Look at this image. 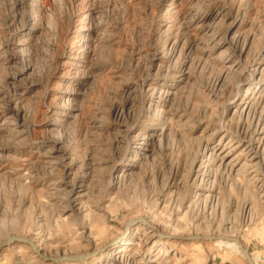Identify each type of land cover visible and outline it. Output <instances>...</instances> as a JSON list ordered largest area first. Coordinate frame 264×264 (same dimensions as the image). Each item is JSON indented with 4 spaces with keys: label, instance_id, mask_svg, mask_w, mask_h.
Segmentation results:
<instances>
[{
    "label": "rangeland",
    "instance_id": "374dc122",
    "mask_svg": "<svg viewBox=\"0 0 264 264\" xmlns=\"http://www.w3.org/2000/svg\"><path fill=\"white\" fill-rule=\"evenodd\" d=\"M264 264V0H0V264Z\"/></svg>",
    "mask_w": 264,
    "mask_h": 264
},
{
    "label": "bare ground",
    "instance_id": "6f19581e",
    "mask_svg": "<svg viewBox=\"0 0 264 264\" xmlns=\"http://www.w3.org/2000/svg\"><path fill=\"white\" fill-rule=\"evenodd\" d=\"M237 245L239 246V249L242 250V249H241V246H240L239 244H237ZM242 253H243V256H244V257H245V255L248 257V255L246 254V251H243V250H242ZM246 260H247V259H246ZM248 261H249V264H253V262L251 261V259H250L249 257H248Z\"/></svg>",
    "mask_w": 264,
    "mask_h": 264
},
{
    "label": "water",
    "instance_id": "95a60500",
    "mask_svg": "<svg viewBox=\"0 0 264 264\" xmlns=\"http://www.w3.org/2000/svg\"><path fill=\"white\" fill-rule=\"evenodd\" d=\"M245 258L248 260V257L245 255Z\"/></svg>",
    "mask_w": 264,
    "mask_h": 264
}]
</instances>
